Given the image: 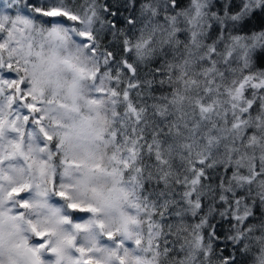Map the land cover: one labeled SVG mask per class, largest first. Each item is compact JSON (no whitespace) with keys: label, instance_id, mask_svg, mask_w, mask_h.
Masks as SVG:
<instances>
[{"label":"clouds","instance_id":"9594fccd","mask_svg":"<svg viewBox=\"0 0 264 264\" xmlns=\"http://www.w3.org/2000/svg\"><path fill=\"white\" fill-rule=\"evenodd\" d=\"M0 264H264V0H0Z\"/></svg>","mask_w":264,"mask_h":264},{"label":"trees","instance_id":"16d2710c","mask_svg":"<svg viewBox=\"0 0 264 264\" xmlns=\"http://www.w3.org/2000/svg\"><path fill=\"white\" fill-rule=\"evenodd\" d=\"M110 15L113 17V23H120L123 21V18L125 15H128V13L121 9L118 5H113L111 7ZM231 171V169H229ZM220 247L224 250V253L226 256H230L232 253L229 252L227 249L223 248V245H220Z\"/></svg>","mask_w":264,"mask_h":264},{"label":"snow or ice","instance_id":"6c2138e0","mask_svg":"<svg viewBox=\"0 0 264 264\" xmlns=\"http://www.w3.org/2000/svg\"><path fill=\"white\" fill-rule=\"evenodd\" d=\"M71 19H74V17H70Z\"/></svg>","mask_w":264,"mask_h":264}]
</instances>
